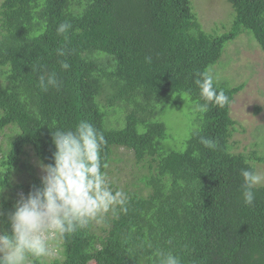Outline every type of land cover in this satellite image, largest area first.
Listing matches in <instances>:
<instances>
[{
  "label": "trees",
  "instance_id": "obj_1",
  "mask_svg": "<svg viewBox=\"0 0 264 264\" xmlns=\"http://www.w3.org/2000/svg\"><path fill=\"white\" fill-rule=\"evenodd\" d=\"M227 2L233 19L218 24L217 35L205 31L193 0H0V212L39 184L38 165L52 162L57 127L84 119L103 133L107 178L119 149L133 158L128 181L109 179L127 194V212L64 239L50 237L57 256L31 264H156L158 250L183 264H264V185L246 206L239 174L264 164V142L236 152L229 107L246 81H214L230 102L200 112L182 150L171 149L160 117L177 104L166 100L173 96L205 102L195 80L228 42L249 31L264 51V0ZM62 22L71 28L58 35ZM61 48L65 56L57 55ZM62 60L69 69L60 68ZM52 71L61 88L41 90L38 76Z\"/></svg>",
  "mask_w": 264,
  "mask_h": 264
},
{
  "label": "clouds",
  "instance_id": "obj_2",
  "mask_svg": "<svg viewBox=\"0 0 264 264\" xmlns=\"http://www.w3.org/2000/svg\"><path fill=\"white\" fill-rule=\"evenodd\" d=\"M70 28V23L62 22L57 34L63 35ZM57 55L65 56V50L58 49ZM60 68L67 70L70 64L62 60ZM62 83L55 71L38 76L43 91L59 90ZM195 84L205 101L197 106L201 113L208 110L209 104L224 107L230 102L225 91L214 86L209 71L199 73ZM201 143L215 147L210 139L201 137ZM51 144L52 162L39 163V184L27 193L18 192L11 209L6 214L0 212V217H5L0 224V264H31L35 259H44L50 255V237L64 239L93 222H102L109 213L117 216L127 212V194L114 190L103 171L106 140L92 123L81 119L72 127L55 128L51 131ZM239 174L243 202L252 206L254 189L264 184V173L248 167ZM3 191L2 182L0 194ZM156 264H183V261L179 255L158 250Z\"/></svg>",
  "mask_w": 264,
  "mask_h": 264
},
{
  "label": "rangeland",
  "instance_id": "obj_3",
  "mask_svg": "<svg viewBox=\"0 0 264 264\" xmlns=\"http://www.w3.org/2000/svg\"><path fill=\"white\" fill-rule=\"evenodd\" d=\"M193 3V11L205 31H218L215 34L219 35L223 30L218 24H228L233 19L234 13L227 0H193ZM215 25L218 27L215 28ZM208 71L215 82L225 83L229 87L246 81V87L235 95L229 105L230 116L236 122L233 141L237 143L234 150H249L253 143L264 142V51L259 48L252 32L243 33L225 44L222 56L216 64L209 66ZM182 98V101H179V96L166 99L177 100V104L165 106L160 113L161 120L169 127L171 149L176 150H182L185 140L198 128V119L200 121L197 106L190 102L188 96ZM263 145L261 146L264 147ZM0 146L6 148V138L3 135L0 136ZM118 154V162L109 166L111 170L107 169L108 180L121 175L123 180L128 181V174L132 171V153L121 148ZM256 169L264 173V164L258 165ZM38 172L41 175L39 165ZM49 246V256H57L53 249L54 243H49ZM89 264L96 262L91 261Z\"/></svg>",
  "mask_w": 264,
  "mask_h": 264
}]
</instances>
